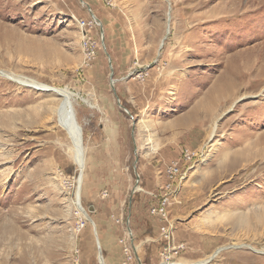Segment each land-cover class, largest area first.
I'll return each mask as SVG.
<instances>
[{
	"label": "rangeland",
	"instance_id": "obj_1",
	"mask_svg": "<svg viewBox=\"0 0 264 264\" xmlns=\"http://www.w3.org/2000/svg\"><path fill=\"white\" fill-rule=\"evenodd\" d=\"M0 70V264H159L172 161L176 264H264V0H0Z\"/></svg>",
	"mask_w": 264,
	"mask_h": 264
},
{
	"label": "built area",
	"instance_id": "obj_2",
	"mask_svg": "<svg viewBox=\"0 0 264 264\" xmlns=\"http://www.w3.org/2000/svg\"><path fill=\"white\" fill-rule=\"evenodd\" d=\"M87 24L83 25L84 27ZM190 158V157H189ZM183 176V168L180 162L172 161L166 168L165 180L158 191H147L141 188V191L151 197L155 202L150 206V214L159 218L164 224L161 227V239L165 241L166 246L162 252V259L159 264H176L175 257L186 250L184 243H175V225L170 217L172 206L178 203V190L181 177ZM140 176L138 177L139 180ZM139 183V182H138ZM137 191L133 190L135 194ZM132 231L130 230V235ZM129 260L125 264H130L134 258L132 251H126ZM173 253V255L170 254ZM142 264V261L140 262Z\"/></svg>",
	"mask_w": 264,
	"mask_h": 264
},
{
	"label": "bare ground",
	"instance_id": "obj_3",
	"mask_svg": "<svg viewBox=\"0 0 264 264\" xmlns=\"http://www.w3.org/2000/svg\"><path fill=\"white\" fill-rule=\"evenodd\" d=\"M1 74L3 75L4 73L1 72V70H0V75ZM6 76H7V74H6ZM10 78H12V77H10ZM12 79H14V78H12ZM25 83L26 82H23L22 84H25ZM38 86H41V88H37V89H40L43 91H51L57 97L60 98V102L58 103V105L55 109L56 118H57V121H58V124L60 125V127L67 131L69 138L74 142V148L73 149L75 151V161L78 164L80 171H84V169L86 167V161H85V156H84V152L82 149L83 131H82L81 125L78 123V120H77V114H76V110L74 107V96H75L74 93H72L68 88H55V87L46 86V85H38ZM46 112H48L47 108H46ZM216 131H217V126L215 124L214 128L212 130V133H211L212 137L215 136ZM79 201H80V199H79V193H78L76 199L73 202L76 206L80 207ZM79 209H81V208H79ZM219 251H218V253H219ZM212 258H213V256L210 259H207V260H205L199 264H207V263H209V261Z\"/></svg>",
	"mask_w": 264,
	"mask_h": 264
},
{
	"label": "crops",
	"instance_id": "obj_4",
	"mask_svg": "<svg viewBox=\"0 0 264 264\" xmlns=\"http://www.w3.org/2000/svg\"><path fill=\"white\" fill-rule=\"evenodd\" d=\"M161 177H162V179H163V180H162V182H161V184H162V183H163V181L165 180V177H163V176H161Z\"/></svg>",
	"mask_w": 264,
	"mask_h": 264
},
{
	"label": "water",
	"instance_id": "obj_5",
	"mask_svg": "<svg viewBox=\"0 0 264 264\" xmlns=\"http://www.w3.org/2000/svg\"><path fill=\"white\" fill-rule=\"evenodd\" d=\"M100 252H101V248H100Z\"/></svg>",
	"mask_w": 264,
	"mask_h": 264
}]
</instances>
